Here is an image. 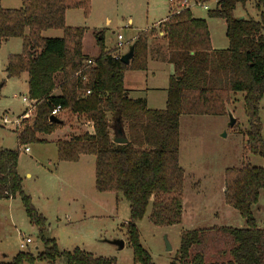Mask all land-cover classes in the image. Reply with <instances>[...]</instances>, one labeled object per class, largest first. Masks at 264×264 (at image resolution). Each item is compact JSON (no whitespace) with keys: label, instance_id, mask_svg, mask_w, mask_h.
<instances>
[{"label":"trees","instance_id":"trees-1","mask_svg":"<svg viewBox=\"0 0 264 264\" xmlns=\"http://www.w3.org/2000/svg\"><path fill=\"white\" fill-rule=\"evenodd\" d=\"M90 2L21 0L19 9L0 7V41H21V53L7 58L6 79L26 75V99L33 107L31 120H24L22 130L15 131L17 149H0V201L20 199L43 245L36 254L20 252L0 264H55L59 258L66 264H116L114 258L94 257L79 249L60 252L55 241L45 237L46 219L22 190L17 171L19 148L39 142L37 135L52 134L60 127L49 122L55 107L83 118L92 127V133L55 141L57 160L76 163L80 156L94 157L95 190L120 194L129 205L124 229L133 264H154L140 244L136 224L149 206L148 220L155 227L176 226L182 221L184 170L179 165V119L182 115H226L237 93L243 95L248 126L245 151L263 161L262 167L246 164L224 172V203L240 215L245 227L181 232L177 258L170 264H264V229L258 227L252 213L264 190L259 114L264 97V0H215V8L207 16L225 21L228 46L224 50L212 49L204 19L193 17L190 10L170 12L157 29L137 33L128 65L120 62L121 56L105 51L102 32L97 35V56L84 55L85 28L65 25L67 11L81 10L87 17ZM250 2L259 10L257 21L234 17L238 5L245 7ZM50 30L61 31V38L42 37ZM159 33L174 74L168 79L164 109L151 110L144 99L129 97L123 79L127 71L147 70L148 42ZM56 90L59 95H54ZM115 115L123 125L124 145L113 142Z\"/></svg>","mask_w":264,"mask_h":264},{"label":"rangeland","instance_id":"rangeland-1","mask_svg":"<svg viewBox=\"0 0 264 264\" xmlns=\"http://www.w3.org/2000/svg\"><path fill=\"white\" fill-rule=\"evenodd\" d=\"M210 9L215 8V0L207 2ZM21 0H1L2 9H19ZM168 0H91L87 17L81 10H70L67 14L68 27L85 28L82 39L83 54L94 58L98 54L97 35L103 33L105 51L113 55H124L127 46L132 45L137 33L149 28H158L159 22L168 16ZM174 7V6H173ZM175 6L172 12L178 10ZM193 17L204 19L208 26L212 47L224 50L228 46L225 37V21L208 18L207 11L192 5ZM234 17L259 19L255 2L245 7L238 5ZM129 20L131 23L129 24ZM117 35L122 37V45H117ZM62 32L46 31L44 38H61ZM160 38V37H158ZM21 53V41L14 39L0 43V149L16 150V128L12 124H2L6 117L10 122H19L24 113H33L22 98H27L26 75L18 79H6L5 67L9 55ZM117 53V54H115ZM146 73L134 71L125 73V87L140 90L143 87L166 88L168 77L174 74L172 66L165 63L155 65L150 61ZM4 83V84H3ZM3 84V85H2ZM155 91L151 96L149 108L164 109L166 94ZM165 91V90H164ZM54 95H59L56 90ZM243 95L234 94L229 111L235 119L229 126L226 115H182L179 119V165L184 170L183 206L184 212L179 225L155 227L149 220L150 206L136 226L140 244L151 256L154 264H170L177 258L179 235L181 232L211 227L244 228L245 222L240 215L225 205L222 188L224 172L228 168L242 165L263 166L259 157L245 151V132L247 119L244 115ZM260 119L263 126L264 141V97L260 102ZM65 121L61 134H39V142L19 148L17 171L22 180V190L28 195L34 208L46 219L45 237L53 239L60 252L79 249L94 257L114 258L116 264H133L132 251L127 244L124 226L129 218V205L120 194L98 193L94 187V157L87 156L85 162L92 164L70 167V163L57 160L55 142L68 139L71 135L82 134L88 130L87 121L77 123L72 115L62 112L59 116ZM111 117H109L110 120ZM58 129V128H57ZM112 131V130H111ZM29 152L24 153L23 149ZM90 162V163H91ZM79 200V202H76ZM76 202V203H75ZM195 206L198 208H195ZM256 224L264 229V190L259 202L252 208ZM31 243L22 251L19 245L25 239ZM122 241L123 248L114 245ZM166 244L170 250H166ZM43 245L38 229L25 216L20 199L0 201V263L9 262L20 252L36 254ZM34 264H50L35 262ZM55 264H66L59 258Z\"/></svg>","mask_w":264,"mask_h":264},{"label":"crops","instance_id":"crops-1","mask_svg":"<svg viewBox=\"0 0 264 264\" xmlns=\"http://www.w3.org/2000/svg\"><path fill=\"white\" fill-rule=\"evenodd\" d=\"M69 11H67L66 12V14H65V25L67 26V13H68ZM171 12V8L169 7L168 8V15H169V13ZM168 17V16H167ZM166 17V18H167ZM165 18V19H166ZM164 21V20H163ZM131 23V20H129V24ZM160 23V22H159ZM68 27V26H67ZM208 27V26H207ZM155 28V27H154ZM150 29V28H149ZM148 30V29H147ZM161 36H162V33H159L158 34V37H160V38H158V37H154V38H151L150 40H149V42H148V62H147V70L146 71H144V72H141V73H146L149 69H148V67H149V63H150V61L152 62V63H154L155 65H159V64H163V63H165V64H167V65H169V66H171L168 62H167V59H168V53H167V50H166V45H165V42L163 41V40H161ZM136 37V36H135ZM135 37L134 38H132L130 41H132V40H134L135 39ZM12 40H14V39H10V40H7V41H4V42H2V41H0V43H4V44H6V43H9V42H11ZM211 41V40H210ZM131 45H128L127 46V51H128V48L130 47ZM211 46H212V44H211ZM82 49H83V43H82ZM212 49L213 50H215L213 47H212ZM83 51V50H82ZM111 52V51H110ZM114 52L112 51V54H113ZM115 54H117V53H115ZM117 55H119V56H122L121 54H117ZM93 57H95V56H93ZM90 58V57H89ZM127 72H131V71H127ZM135 72V71H134ZM135 73H137V72H135ZM25 79H26V77H25ZM168 79H169V77H168ZM26 81V80H25ZM124 81H125V73H124V79H123V86H124V89L128 92V95H129V97L131 98V99H144L145 100V102H146V105H147V108L148 109H151V110H162V109H156V108H149L148 106H149V103H150V101H151V96L153 95V93H155V91H158L157 89H155V88H153V89H148L147 87H143L142 89H140V90H136V89H133L132 87H129V88H126L125 87V84H124ZM167 85H168V80H167ZM166 89H167V86H166V88H162V89H160V91H158V92H163V93H165L166 94ZM165 90V91H164ZM29 101V100H28ZM166 102V101H165ZM29 103L32 105V103L29 101ZM228 109H229V107H228ZM72 119L75 121V122H77V123H83V118H81V117H78V116H72ZM63 120V119H62ZM87 125H89V128H88V130L87 131H85V132H88V133H92V127H91V124L89 123V122H87ZM65 121L63 120V124H61L60 125V127L58 128V129H56L53 133H56L57 135L58 134H61V132L62 131H64L65 130ZM55 142V141H54ZM87 156H80V158H79V160L76 162V163H70V164H72V165H70V167H75V166H83V168L86 166V165H90V164H92V162H91V160H88L87 162H85V160L86 159H90V158H86ZM91 162V163H90ZM93 163H94V160H93ZM256 167H258V166H256ZM93 173H94V171H93ZM224 184V183H223ZM222 192L224 193V188H222ZM11 200V199H10ZM8 201V200H7ZM32 201V200H31ZM76 202H79V200H77ZM75 202V203H76ZM195 208H197L196 206H195ZM184 206H183V201H182V217H183V214L185 215V212H184ZM198 209V208H197ZM221 227H222V225H221ZM259 228H260V226H258ZM260 229H263V228H260Z\"/></svg>","mask_w":264,"mask_h":264},{"label":"built area","instance_id":"built-area-1","mask_svg":"<svg viewBox=\"0 0 264 264\" xmlns=\"http://www.w3.org/2000/svg\"><path fill=\"white\" fill-rule=\"evenodd\" d=\"M168 1H169V4H170V8H171V13L172 14L173 13H177V12H179L181 10H190L192 5L199 6L201 9H203L204 11H207V12L212 10V9H210L208 7V5H207L208 3L204 2L202 0H168ZM177 5L180 6V8L178 10H175V11L172 12V9L175 6H177ZM117 45H118V47H120L122 45V37L120 35H117ZM91 63H92L91 61H87V64H91ZM86 94H89V93L87 92ZM22 102L26 103L27 107L31 108L32 111H33L32 105L29 103V101L26 98H22ZM62 112L63 111H62L61 107L57 106L50 112V117L58 118ZM30 117H32V113H30V112L25 113L24 115H22V119H28ZM23 122H19L17 119H15L13 122H10L6 117L2 118V124L3 125L12 124L16 128H18L20 125L22 126ZM23 151H24V153H27V152H29V149L28 148H24ZM30 243H31V240L27 238V239H25L24 241H22L20 243L19 248L22 251H24Z\"/></svg>","mask_w":264,"mask_h":264},{"label":"water","instance_id":"water-1","mask_svg":"<svg viewBox=\"0 0 264 264\" xmlns=\"http://www.w3.org/2000/svg\"><path fill=\"white\" fill-rule=\"evenodd\" d=\"M133 52H134V46L131 45L128 48V51L124 55H122L120 57V62L122 64H124V65H128L130 63L132 57H133ZM226 113H227V116L229 118V126L233 127L234 124H235V119L233 118L232 113L229 111L228 108H227ZM49 122L57 124V125H61L62 124V122L59 121L55 117H50L49 118ZM111 130H112V134H113V142L115 144L124 145V144L127 143V139L125 137V133H124L122 122H121L120 118L118 116H116V115L113 117V123H112V126H111ZM113 244L117 245L119 247V249L123 248V242L120 241V240L113 242ZM166 250L167 251L170 250V247L167 244H166Z\"/></svg>","mask_w":264,"mask_h":264}]
</instances>
